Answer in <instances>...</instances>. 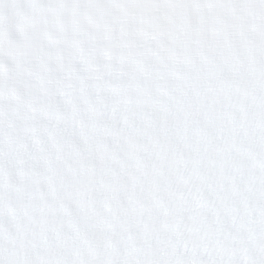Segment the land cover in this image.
<instances>
[{"label": "snow or ice", "instance_id": "obj_1", "mask_svg": "<svg viewBox=\"0 0 264 264\" xmlns=\"http://www.w3.org/2000/svg\"><path fill=\"white\" fill-rule=\"evenodd\" d=\"M0 264H264V0H0Z\"/></svg>", "mask_w": 264, "mask_h": 264}]
</instances>
